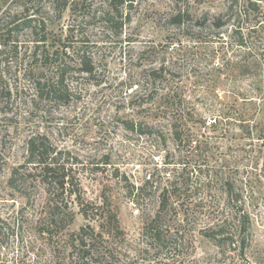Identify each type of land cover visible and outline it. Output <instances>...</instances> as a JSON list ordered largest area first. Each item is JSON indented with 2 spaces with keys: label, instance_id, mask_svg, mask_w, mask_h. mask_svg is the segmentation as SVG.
I'll list each match as a JSON object with an SVG mask.
<instances>
[{
  "label": "rangeland",
  "instance_id": "obj_1",
  "mask_svg": "<svg viewBox=\"0 0 264 264\" xmlns=\"http://www.w3.org/2000/svg\"><path fill=\"white\" fill-rule=\"evenodd\" d=\"M104 7L0 0V34L8 22L22 24L13 43L0 45V264H264V0H130L117 35L101 23ZM178 13L179 24L171 20ZM64 65L59 93H41ZM139 123L154 133H136ZM35 136L55 149L63 196L26 165ZM185 165L210 185L171 203L192 194L188 202H204L186 222L182 211L161 214L152 239L144 224ZM15 169L16 191L8 186ZM228 176L250 220L242 258L232 250L239 240L228 249V224L205 228L228 221ZM81 229L90 233L84 251L72 246Z\"/></svg>",
  "mask_w": 264,
  "mask_h": 264
},
{
  "label": "trees",
  "instance_id": "obj_2",
  "mask_svg": "<svg viewBox=\"0 0 264 264\" xmlns=\"http://www.w3.org/2000/svg\"><path fill=\"white\" fill-rule=\"evenodd\" d=\"M19 1V0H16ZM125 2H130V0H104L105 7L100 11L99 18L101 19V23L108 31H113L118 34L119 30L122 27V10L123 5ZM65 7V4L62 6V8ZM78 5H74L72 7V14H76V9ZM24 13L26 14L28 12V9H24ZM20 14H16L13 16V19H16ZM28 19L26 20L29 24L31 22H36L35 18H31V16H27ZM181 15L178 13L177 15L172 17V21L175 23H180ZM120 21V22H119ZM13 22L6 23V26L8 28L5 29L3 33L0 34V45L3 47H6L10 44V42H14L13 35L17 32L18 28L22 25L21 23L14 24ZM37 43H40L39 45L42 46L45 43V39L41 38ZM11 53H16L17 48L13 44L11 47ZM66 49L69 48V46L65 47ZM64 48V49H65ZM63 54H65L63 52ZM52 55L57 56L58 55V48L55 49V51L52 53ZM79 65L82 66L81 72L86 74H91V69L87 66L86 62L81 60L79 62ZM67 67L64 66H57L56 67V80H52L49 85H44L43 88L39 87V91L41 93H45L46 95H56L59 93L58 87L62 85L63 82V73ZM155 75L163 73V70L159 69L157 71H153ZM41 86L40 84H38ZM133 123H131V131H134ZM135 127V125H134ZM137 130L136 133L143 134V128L146 127L148 133L153 134L155 129L153 127H149L144 124H137L136 125ZM173 132V140L174 143L177 145L181 144V138L182 134L181 131H178L176 128L172 130ZM192 143V142H190ZM27 152V161L26 165H30L29 170L33 171L35 174L40 177V181L42 184H45L49 191L51 192L54 190V185H57V187L60 189V195L63 196L64 193V185H65V174L64 170L60 173L61 169H58L57 167V161L55 158V149L46 141L44 137H31L27 142L26 147ZM175 170V169H174ZM198 172V173H197ZM196 170L193 167L190 166H183L180 168V172H177L176 175H174L173 182L169 183V188L166 186L165 188H162L160 190L159 194V206L158 210L156 212V215L151 218L147 223L144 224V228L146 231L148 230L149 233H151L152 239H159V236L161 235L158 229L153 228H162L163 222H161V214L166 213H178L182 211L183 221H187L188 216H192L195 213L194 210L199 207L204 200L201 198H197L194 200V202H188L190 200V197H195V194H192L190 197L183 196V201L179 203L178 206H174V203H171V199L180 198L181 195H185L188 192H191V189H196L198 191H201V188L208 187L210 185V182H208L205 186L204 183H201V177L202 171ZM196 174V176H195ZM200 174V175H199ZM19 173L17 169L12 170L10 174V178L8 179V186L16 191L18 188L17 180L19 179ZM198 175V176H197ZM154 174L148 176L147 182H145L144 186L149 185L150 183H154ZM199 181V182H198ZM69 197L72 195V193L68 194ZM225 196L226 201L228 205V221L227 220H217V218H213V224H208L205 226V228H224L228 224V249L231 250V244L234 243V241H240V245L236 248H232V250L236 251V258L238 256L242 258L244 256V252L249 247L248 239H249V228H250V220L249 216L246 213L243 205L242 200V194L241 190L237 188L235 181L232 180L228 176V184H226L225 188ZM53 201L55 200L54 197H52ZM79 199V198H77ZM80 204V213L82 216L87 217L85 214V208L81 206V203L79 200H77ZM196 201V202H195ZM194 203V204H193ZM67 209V206H64ZM192 207V208H191ZM56 208V213L54 216L56 218L63 217L64 214L60 210V208ZM190 212H192V215H190ZM67 217H69V223L73 221V214L69 210ZM115 221V217H109V224H112ZM197 226V225H196ZM110 227V226H109ZM220 230L216 232L217 236H220L221 234ZM90 233L85 232L84 229L79 230L77 234H75V238H77L74 242H72V246L75 244H80L81 249H83L84 245V239L85 237H89ZM71 237V236H70ZM210 238H213V236H207ZM214 239V238H213ZM225 241V240H224ZM84 251V249H83ZM88 248L85 249L84 255H87V257H90ZM108 257L111 258L112 254L108 252Z\"/></svg>",
  "mask_w": 264,
  "mask_h": 264
}]
</instances>
